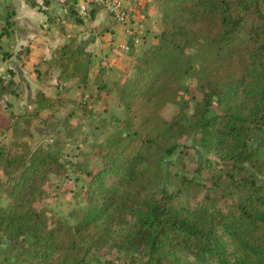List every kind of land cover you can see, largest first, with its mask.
Listing matches in <instances>:
<instances>
[{"label":"trees","instance_id":"obj_1","mask_svg":"<svg viewBox=\"0 0 264 264\" xmlns=\"http://www.w3.org/2000/svg\"><path fill=\"white\" fill-rule=\"evenodd\" d=\"M157 1L163 31L136 54L135 72L119 90L125 135L108 143L100 171L90 175L77 222L49 220L36 207L50 178L67 170L60 150L26 144L10 153L0 145L9 199L0 207L7 246L0 264H89L102 249L132 253L131 264H264V143L251 145L264 136V0ZM197 58L202 97L191 115L181 107L165 117ZM54 62L58 86H87L92 55L82 46L61 47ZM17 87L0 79V98ZM57 100L37 94L34 115ZM192 131L229 167L236 202L220 207L209 194L202 201L188 187H160L162 161Z\"/></svg>","mask_w":264,"mask_h":264},{"label":"rangeland","instance_id":"obj_2","mask_svg":"<svg viewBox=\"0 0 264 264\" xmlns=\"http://www.w3.org/2000/svg\"><path fill=\"white\" fill-rule=\"evenodd\" d=\"M188 52L193 54V51ZM136 54L139 55L140 51ZM1 58L12 62L13 70L0 66V79L8 82L18 73L20 61L14 62L9 53L2 55L0 51V61ZM199 64L198 58L195 59V69L183 77V91L178 102L168 103L163 108L165 117L176 115L181 107H185L188 115L192 114L193 101L202 97L197 81ZM102 85L96 84L91 90L82 93L70 91L68 84L58 86L56 83L57 102L52 109L42 110L38 117L34 115V105L28 107V104L20 105L18 101L9 104L7 96L0 98V145L10 153L21 152L26 144H29L32 151L44 146L62 153L67 169L65 174L50 178L44 186L43 199L36 204L37 209L49 220L59 217L69 224L79 220L87 206L85 191L90 175L100 171L108 143L125 135V115L118 103L121 85L101 87ZM19 90L23 93V86L18 85L16 95H19ZM37 94L32 93V96L36 97ZM260 141L264 143V136L257 133L251 139V145L256 146ZM162 167L165 179L160 187L168 192L188 187L202 201L208 194L211 195V200L220 207L236 202L235 196L229 194L227 189L229 181L225 173L229 167L220 161L214 150L202 145L199 134L195 131L181 138L179 150L175 155L165 158ZM5 180L0 168V207L9 204L6 186L2 184ZM214 183L217 184L213 189ZM222 193L226 198L221 197ZM6 247V241L0 233V261L4 258ZM132 256V253L102 249L98 257L89 264H131Z\"/></svg>","mask_w":264,"mask_h":264},{"label":"crops","instance_id":"obj_3","mask_svg":"<svg viewBox=\"0 0 264 264\" xmlns=\"http://www.w3.org/2000/svg\"><path fill=\"white\" fill-rule=\"evenodd\" d=\"M127 3L135 8L134 15L129 22L118 24L103 6L94 7L89 15L83 16L75 7L72 11L73 8L51 0H0V51L2 55L9 53L12 61H20L18 79L15 75L12 81L23 86L24 91L8 95L6 101L9 104L18 101L30 107L35 102L32 93L43 92L56 98L59 69L54 62L55 52L70 42L92 55L87 86L70 81V91L83 93L96 84L105 85L101 87L126 84L136 69V53L143 46L156 44L163 31L157 0H127ZM126 43L129 50L111 69L100 65L113 45ZM0 66L13 70L12 62L3 58Z\"/></svg>","mask_w":264,"mask_h":264},{"label":"built area","instance_id":"obj_4","mask_svg":"<svg viewBox=\"0 0 264 264\" xmlns=\"http://www.w3.org/2000/svg\"><path fill=\"white\" fill-rule=\"evenodd\" d=\"M60 6H73L80 15H89L97 6H103L110 11L112 18L118 24H125L132 19L135 8L127 3V0H51ZM133 34V31H130ZM129 50V44L113 45L108 53L103 56L100 65L105 69H111L113 63L123 58V54Z\"/></svg>","mask_w":264,"mask_h":264}]
</instances>
